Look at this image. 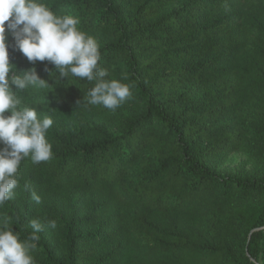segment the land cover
I'll use <instances>...</instances> for the list:
<instances>
[{
  "label": "trees",
  "instance_id": "obj_1",
  "mask_svg": "<svg viewBox=\"0 0 264 264\" xmlns=\"http://www.w3.org/2000/svg\"><path fill=\"white\" fill-rule=\"evenodd\" d=\"M43 2L84 32H107L99 65L132 96L115 111L87 104L94 82L61 81L43 61L36 71L49 83L17 92L22 103L78 117L142 107L117 134H55L49 161L21 162L18 187L44 200L91 193L100 221L65 237L64 258L40 238L34 264H264V99L251 111L264 84V11L242 25L243 0ZM243 146L255 173L215 167ZM5 219L21 240L32 233L12 199L0 207Z\"/></svg>",
  "mask_w": 264,
  "mask_h": 264
},
{
  "label": "clouds",
  "instance_id": "obj_2",
  "mask_svg": "<svg viewBox=\"0 0 264 264\" xmlns=\"http://www.w3.org/2000/svg\"><path fill=\"white\" fill-rule=\"evenodd\" d=\"M79 23L77 17L57 15L43 0H0V144L3 145L0 147V207L14 196L19 184L18 170L24 159L30 157L33 164H39L53 156L47 139L53 118L41 117L37 107L23 105L17 95L30 88H44L49 82L40 78L35 68L19 71L10 63L9 34L15 39V48L29 62L53 64L59 80L71 76L94 82L87 93V104L115 111L132 96V85L107 79L108 70L99 65V44L78 27ZM77 105L81 102L77 101ZM31 198L41 203L35 191ZM30 226L33 232L21 240L19 233L8 227V221H3L0 264H34L32 252L44 225L32 219ZM48 226L56 229V220H49Z\"/></svg>",
  "mask_w": 264,
  "mask_h": 264
},
{
  "label": "rangeland",
  "instance_id": "obj_3",
  "mask_svg": "<svg viewBox=\"0 0 264 264\" xmlns=\"http://www.w3.org/2000/svg\"><path fill=\"white\" fill-rule=\"evenodd\" d=\"M243 2L246 4V8L239 20L240 23L242 25L256 23V11H264V0H243ZM176 5L177 2H175L171 8H174ZM233 23L237 24L236 21ZM85 33L96 39L99 48L112 43L106 31H89ZM215 35L219 38L224 37L222 32L219 31H217ZM8 44L10 63L14 64L17 70H31L33 68L37 70L41 66V61H36L35 63L29 62L22 52L15 48V39L10 34ZM258 91L259 94H257L256 101L253 105L254 109L251 110L252 112L256 111V107H258L264 99V84L259 87ZM22 104L27 105L24 103ZM141 107L142 105L139 101L130 103L128 105L129 109H126L124 112L115 114H97L78 117L74 114H62L54 110H49L44 113L38 112V115L41 117L50 115L53 118L54 123L47 134L49 142L55 134L59 135L62 133L78 135L87 140H99L120 132L124 128V123L127 121L128 117L137 113ZM6 114L10 115V113ZM0 147H3V145L0 144ZM247 149V146H243L242 149L237 152L218 156L215 161V167L220 171L233 175L255 173L254 163ZM29 159L30 157L24 159V161ZM31 194L32 193L26 186H19L14 190L12 200L17 205L20 212L25 215L26 220H28L29 229H31L32 232L33 229L30 226V221L32 219H38L44 225L43 231L38 233V235L40 238L46 239L54 245L56 254L59 257H65L67 251L65 237L67 235L75 236L80 233H87L88 231L95 230L97 226L100 225L97 216L92 213V207L96 201V197L91 193H77L63 200L41 199V203L39 204L32 200ZM53 219L57 222L56 229H52L48 226V221ZM105 247V245L102 246L99 251L103 250ZM94 259H96V256L92 260Z\"/></svg>",
  "mask_w": 264,
  "mask_h": 264
}]
</instances>
